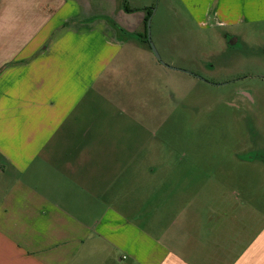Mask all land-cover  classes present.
I'll return each instance as SVG.
<instances>
[{"label": "crops", "instance_id": "crops-1", "mask_svg": "<svg viewBox=\"0 0 264 264\" xmlns=\"http://www.w3.org/2000/svg\"><path fill=\"white\" fill-rule=\"evenodd\" d=\"M124 1L0 0V264H264V197H118L134 112L86 98L154 10ZM180 1L208 28L264 19Z\"/></svg>", "mask_w": 264, "mask_h": 264}, {"label": "rangeland", "instance_id": "rangeland-1", "mask_svg": "<svg viewBox=\"0 0 264 264\" xmlns=\"http://www.w3.org/2000/svg\"><path fill=\"white\" fill-rule=\"evenodd\" d=\"M124 2L154 6L161 60L144 34L129 37L86 98L134 112L119 131L133 153L118 197H264V19L227 30L242 39L231 51L224 29L198 25L180 0Z\"/></svg>", "mask_w": 264, "mask_h": 264}, {"label": "flooded vegetation", "instance_id": "flooded-vegetation-1", "mask_svg": "<svg viewBox=\"0 0 264 264\" xmlns=\"http://www.w3.org/2000/svg\"><path fill=\"white\" fill-rule=\"evenodd\" d=\"M223 31H224V33H223L224 41H225V45H226L225 48L228 50H231V51H241L243 49V45H242V39H241L240 35L228 32L226 30H223ZM201 79H203V78H201ZM240 94L248 95L253 100V97L248 92L240 91Z\"/></svg>", "mask_w": 264, "mask_h": 264}, {"label": "water", "instance_id": "water-1", "mask_svg": "<svg viewBox=\"0 0 264 264\" xmlns=\"http://www.w3.org/2000/svg\"><path fill=\"white\" fill-rule=\"evenodd\" d=\"M152 16H153V13L151 14V16L147 20V39H148V42H149V45L151 47V50H152L153 54L155 55V57L157 59L161 60V56H160L155 44L153 43V41L151 39V20H152ZM162 64H164L168 68H174V67H172L170 65H167L165 63H162Z\"/></svg>", "mask_w": 264, "mask_h": 264}, {"label": "trees", "instance_id": "trees-1", "mask_svg": "<svg viewBox=\"0 0 264 264\" xmlns=\"http://www.w3.org/2000/svg\"><path fill=\"white\" fill-rule=\"evenodd\" d=\"M127 11H129V9H127ZM151 14H152V8H150V9L148 10L147 16H146V18H145V24H144V26H145V32H144V35H145V38H146L147 41H148V39H147V20H148V18L151 16Z\"/></svg>", "mask_w": 264, "mask_h": 264}]
</instances>
